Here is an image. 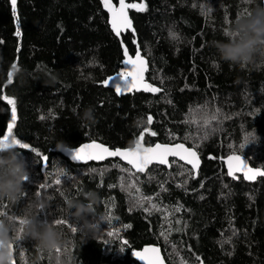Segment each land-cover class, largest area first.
I'll return each instance as SVG.
<instances>
[{
  "label": "trees",
  "instance_id": "1",
  "mask_svg": "<svg viewBox=\"0 0 264 264\" xmlns=\"http://www.w3.org/2000/svg\"><path fill=\"white\" fill-rule=\"evenodd\" d=\"M126 1L146 2L147 11L130 8L135 31L118 37L100 0H17L16 15L11 0H0V95L17 101L12 134L49 158L45 168L35 153L18 148L31 175L17 200L0 202V212L14 217L18 230L29 214L66 221L57 226L66 241L59 253L22 238L14 244L15 264H56L57 255L62 264H139L131 253L149 244L161 246L167 264H180L181 257L187 264H198L197 257L203 264H264V177L229 178L221 161L238 153L264 169V58L258 53L252 64L231 65L211 43L226 39L237 15L264 0ZM137 44L147 79L162 90L119 95L101 82L124 70V45L134 56ZM12 64L24 71L9 85ZM89 106L95 120L83 124L78 115ZM148 115L157 135L145 133L144 142L199 145L198 171L174 159L170 168L154 165L141 174L118 159L77 164L54 150L59 140L71 149L93 140L132 147L149 127ZM10 122V106L0 103V137ZM246 136L250 144L241 148ZM87 190L99 194L89 218L99 225L94 233L80 228L66 203L83 200Z\"/></svg>",
  "mask_w": 264,
  "mask_h": 264
},
{
  "label": "snow or ice",
  "instance_id": "2",
  "mask_svg": "<svg viewBox=\"0 0 264 264\" xmlns=\"http://www.w3.org/2000/svg\"><path fill=\"white\" fill-rule=\"evenodd\" d=\"M247 2V0H245ZM16 3L17 0H11V6L13 9V14L16 15ZM195 6V5H194ZM104 7L107 8L108 12L111 14V27L112 30L115 32L117 36H120L122 31H127L128 29H132L134 32L135 29L132 28V21L128 16L127 9L129 8H135L137 11H147V3L142 4H127L125 3V0H119V7H114L111 3V0H104ZM210 11V10H209ZM247 10H244L242 12H246ZM241 12V13H242ZM225 32H227V29H225ZM15 35L17 37L21 36L20 32V23L19 18L17 16V22H16V32ZM170 36L173 38L176 37L175 33H170ZM0 43H3L0 41ZM123 53L125 59L123 60L124 65L126 66L122 72H119L115 77H109L105 80H103L101 83L104 86H109L112 84L115 88V91L117 94H123L125 92H133V91H148V92H160L162 90V85L160 88L155 87L153 84H149L145 82L144 73L147 70V61L145 58L141 55V52L139 50V45L137 44L135 57L129 55L127 47L123 48ZM16 64H13V67H15ZM13 74L10 71L8 73V84L10 85L13 83ZM6 87V86H4ZM4 88L0 87V92H3ZM7 106H10V118L11 122L7 123V133L4 134L2 137H0V141H6L9 137H13L14 144L21 150H30L31 153H35L37 157H39L42 161V166L47 167L48 163V156L43 155V153H40L37 151V149L31 147L29 143L22 142L21 139L16 138L12 134L13 126L16 124L17 121V101L14 96H8L6 94L0 95V103H5ZM171 103V101H169ZM191 112V110H190ZM44 116H41L40 119H44ZM216 119V115H212L210 118H206L203 120V125L205 128L211 125L212 121ZM153 123V117L151 115L147 116L146 124L149 127H143L141 130V133L136 139L135 144L133 147H128L125 150H121L120 148H115V150H111L109 147H106L102 143H97L93 140L92 143L89 144H83L80 147H76L71 149L69 152L71 155L72 160L77 161H87V160H103L106 157H120L122 160L127 161L129 165L132 166V169H134L136 172H146L149 165L153 163H158L160 165H168L169 164L168 157H179L180 160L186 161L187 164L192 166V170H198L199 167V155L198 152L195 150L199 145L193 144L192 148L185 147L184 143H175L174 145L172 143H155L154 146L145 147L144 146V134L149 133L150 136H156L157 133L155 131L150 130V125ZM185 123H190L189 121H185ZM191 123H199L196 121H193ZM171 139L173 141L177 140L178 138L174 135L171 136ZM252 139L254 140L255 137L252 136ZM185 140H187V137H185ZM250 144L249 137H245V143L241 144V148H245L247 145ZM228 163V175L229 176H235L237 172H243L244 179L246 180H256L258 176H264V169H253L248 166V164L244 161V159L241 158L239 155H231L227 159ZM121 171H124V169H121ZM192 173L190 172L189 175ZM61 175L67 178V174L64 173L61 170ZM131 175V174H130ZM29 180V179H28ZM121 187H123V177H121ZM61 183V179L57 178L55 180V184L59 185ZM103 183L102 179V172H101V184ZM133 184L135 181L132 182ZM183 186V185H180ZM203 185H201L202 187ZM43 187V185H41ZM166 191V189H164ZM137 192H139V189H136ZM203 198V197H201ZM142 199H146L148 201L153 200V197H142ZM139 203V202H138ZM139 206H143L142 204H139ZM182 206L177 207L174 209V211H179ZM152 208L160 210L157 208L156 204H152ZM143 210L145 212H149L150 209L147 207H144ZM170 215V213H169ZM0 216L7 217L6 212H0ZM104 219H111V216L105 217ZM56 223L62 224L66 223V221L62 220H55ZM24 219L19 220V224L21 225L20 229L18 230L19 235L23 233V224ZM176 223H180L179 220L176 221ZM72 232H76V228L71 229ZM169 231H171V224H169ZM114 233L109 232L108 235H113ZM161 235H165L163 232ZM167 238V237H166ZM16 246L19 247L20 243L22 242V238L17 239ZM230 243V241H227ZM125 245L128 244L127 241H123ZM175 248V245H173ZM61 249H57V252L59 253ZM123 251V249H121ZM133 255L138 257L141 261H145L146 264H163V260L160 256V250L159 248L152 247V248H144L142 252H134ZM198 264H203V261L200 257H197ZM12 264H15V261L13 260ZM180 264H187L186 261H184L183 257L180 258Z\"/></svg>",
  "mask_w": 264,
  "mask_h": 264
},
{
  "label": "clouds",
  "instance_id": "3",
  "mask_svg": "<svg viewBox=\"0 0 264 264\" xmlns=\"http://www.w3.org/2000/svg\"><path fill=\"white\" fill-rule=\"evenodd\" d=\"M224 36L226 39L211 42L224 62L244 67L254 63L258 53L264 58V6L257 4L246 12L239 13ZM10 71L13 77H23L24 70L17 65L13 67L12 64ZM44 84L53 87L51 83ZM78 119L83 124L93 122L94 108L86 107L82 115H78ZM13 140V137H9L6 141H0V202L17 200L24 192L25 182L31 175L23 152L18 151ZM54 150L68 153L71 147L67 141L59 140ZM82 195L83 200H67V207L73 217L80 221L82 230L94 233L99 225L89 218L93 215L92 202L99 199V194L94 190H87ZM24 221L22 237L18 233L14 217L0 218V264H12L14 244L18 238H30L35 241L38 250L49 254L58 253L57 249H62L66 243L56 221L41 220L38 215L31 214ZM56 264H62L58 255Z\"/></svg>",
  "mask_w": 264,
  "mask_h": 264
},
{
  "label": "water",
  "instance_id": "4",
  "mask_svg": "<svg viewBox=\"0 0 264 264\" xmlns=\"http://www.w3.org/2000/svg\"><path fill=\"white\" fill-rule=\"evenodd\" d=\"M100 1H101V3H102L103 6H104V0H100ZM111 3H112V5H113L114 7H117V8L119 7V0H118L117 3H115L114 0H111ZM125 3H127L126 0H125ZM127 4H128V3H127ZM104 8H105V7H104ZM105 10L107 11V13H108V15H109V22H110V25H111V14L108 12L107 8H105ZM127 12H128V16H129V18H130L131 21H132V28H134V21H133V18H132V16H131V13H130V8L127 9ZM111 28H112V27H111ZM129 31H132V29H128L127 31H122L121 34H120V36H118V37H121L123 34H126V33L129 32ZM113 32H114V31H113ZM114 33H115V32H114ZM124 47H125V45H124ZM128 53H129V52H128ZM129 55H131V54L129 53ZM141 55H142V54H141ZM131 56H132V55H131ZM142 56H143V55H142ZM133 57H135V55H134ZM143 57H144V56H143ZM144 58H145V57H144ZM145 60L147 61L146 58H145ZM125 67H126V66H125ZM147 67H148V62H147ZM115 76H116V75H115ZM115 76H112V77H115ZM144 78H145V82H146V83L152 84V83L147 79V70H146L145 73H144ZM106 87H108V88L114 90V92H116V91H115V88H114V86H113L112 84H110L109 86H106ZM141 91H144V90L133 91V92H141ZM133 92H125V93H123V94H119V95H128V94H131V93H133ZM144 92H147V93H153V92H148V91H144ZM89 143H92V142H86V143H84V144H89ZM97 143H101V142H97ZM143 143H144V146H145V147L154 146V144H153V145H147L144 141H143ZM157 143L164 144V143H162V142H157ZM102 144H104V143H102ZM82 145H83V144H82ZM104 145H105L106 147H109V146H107L106 144H104ZM173 145H174V144H173ZM80 146H81V145H80ZM80 146H78V147H80ZM132 147H133V146H132ZM185 147L190 148V149L192 148V147L187 146L186 144H185ZM109 148H110L111 150H115V148H111V147H109ZM120 149H121V150H125V149H127V148H120ZM195 150H196V149H195ZM196 151H197V150H196ZM197 152H198V151H197ZM62 153L65 154L67 157H69V158L71 159V155H70L69 152H68V153H64V152H62ZM198 155H199V161H200V163H199V167H198V170H199V169L201 168L202 164H203V160H202V158H201V156H200L199 153H198ZM231 155H239V156H241V158L244 159V161L248 164V166H249L250 168H253V169H263V168H261V167H255V166H253V165L251 164L250 158H248V157H246V156H244V155L238 154V153H233V154H230V155H228V156H226V157H223V158L221 159V161H222L223 164H224L225 170H226V175H227L229 178L234 179V178L240 176V177L243 178L244 181H246V182H248V183H255V182H257V181L259 180V178L264 177V176H258L256 180H251V181H250V180H246V179H244V174H243V172H237V173L235 174L234 177H233V176H229V175H228V163H227V159H228V157L231 156ZM111 159H118V160L122 161L124 164H126V165H128V166H130V167L132 168V166L129 165V164L127 163V161L122 160V158H120V157H106V158L103 159V160H87V161H77V160H72V159H71V161L74 162V163H77V164H87V163H91V162H95V163L105 162V161H107V160H111ZM174 159H175V160H178V161L182 162L183 164H185V165H187V166H189V167L192 168V166L189 165V164H187L186 161L180 160L179 157H172V156H169V157H168V160H169V164H170V165H171L172 160H174ZM154 165H159V166H164V167L170 168L168 165H160V164H158V163H153V164H151V165L148 166L146 172H143V173H141V174H146L147 171H148L152 166H154ZM133 170H134V169H133ZM198 170H195V171H198ZM134 171H135V170H134ZM135 172H136V171H135ZM137 173H140V172H137ZM152 247L159 248V250H160V256H161V259L163 260V264H167L166 259H165V256H164V253H163V250H162L161 246H159V245H155V244H149V245H146V246H144V247L141 248V249L133 250L132 253H131V255H132V257H133V258H134L139 264H146L145 261H141L138 257H136L135 255H133V253H134V252H138V251H139V252H142L144 248H152Z\"/></svg>",
  "mask_w": 264,
  "mask_h": 264
}]
</instances>
